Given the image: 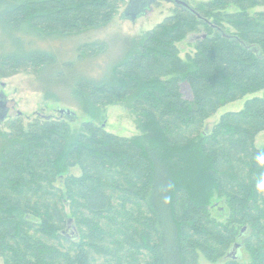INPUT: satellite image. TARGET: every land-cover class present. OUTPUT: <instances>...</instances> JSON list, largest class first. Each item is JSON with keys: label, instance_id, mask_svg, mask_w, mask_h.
Wrapping results in <instances>:
<instances>
[{"label": "trees", "instance_id": "16d2710c", "mask_svg": "<svg viewBox=\"0 0 264 264\" xmlns=\"http://www.w3.org/2000/svg\"><path fill=\"white\" fill-rule=\"evenodd\" d=\"M124 2L0 0L1 78L30 72L63 82L76 104L93 110L128 102L139 122L162 134L153 143L91 121L70 133L74 112L6 121L0 258L4 264H200L202 254L212 264H264V193L255 188L264 178L257 160L264 145L255 146L264 131V58L176 8L129 41L108 75L69 80L74 62L62 60L51 41L107 23ZM256 7L264 0H210L195 8L264 54V9L251 12ZM198 33L193 52L182 57L179 44ZM98 49L87 45L77 57H95ZM247 95L240 110L205 128L220 107ZM213 197L223 201L224 219L212 214ZM235 243L248 261L226 256Z\"/></svg>", "mask_w": 264, "mask_h": 264}, {"label": "rangeland", "instance_id": "374dc122", "mask_svg": "<svg viewBox=\"0 0 264 264\" xmlns=\"http://www.w3.org/2000/svg\"><path fill=\"white\" fill-rule=\"evenodd\" d=\"M188 1L193 7H198L200 3L210 0ZM137 2L139 0H125L114 12L111 20L105 24L86 32L71 35L68 38L54 37L51 46L58 49L60 58L74 62L66 71L69 80L75 79L78 75L90 77L95 75L102 79L109 74L110 64L118 62L124 57L129 47V41H133L134 38L154 28L166 16L173 15L176 9L171 0H151L143 12L134 15L133 9ZM146 2L147 0H141V7ZM263 9L264 7H256L251 12ZM198 35L200 33L197 34V37ZM197 37L195 35L191 36L179 44L182 57L188 52H193V42ZM91 44L97 47L102 46V49H98L95 57L85 55L78 58L77 53L82 52V50L85 51V47ZM63 79L65 78L63 77ZM44 88L49 90L44 92ZM181 89L186 97L191 98V92L187 84H182ZM0 93L9 102L7 118L0 122V142L4 140V133L7 132L6 121L21 117L23 123L27 124L28 121L38 115L58 118L60 117L59 109L74 112V120L69 123L70 133H77L82 122L91 121L100 126L103 125L105 130L119 136L135 139L143 138L153 143L162 142V134L158 128L153 124L139 122L136 113L130 109V103L111 104L97 110L82 107L75 103L74 96L63 82H52L51 79L47 78L39 80V76L30 72H20L7 78L0 77ZM252 95H247L242 99L220 107L205 121V128L210 130L223 113L240 110L245 100L252 97ZM263 145L264 131L255 138V146L261 147ZM70 172L77 174L78 170L72 168ZM192 190L196 195L198 191ZM210 203L212 214L218 219H224L226 208L223 201L213 197ZM240 252V260L243 262L248 261V255L244 251ZM199 262L200 264H212L202 254L199 255ZM0 264H4L1 258Z\"/></svg>", "mask_w": 264, "mask_h": 264}, {"label": "water", "instance_id": "95a60500", "mask_svg": "<svg viewBox=\"0 0 264 264\" xmlns=\"http://www.w3.org/2000/svg\"><path fill=\"white\" fill-rule=\"evenodd\" d=\"M151 0H147V2L143 5V7H141V0H139V2L136 3V7L133 11V14L137 15L138 13H141L145 10V8L148 6L149 2ZM172 3L174 4V6L176 8H179L180 10L183 11H187L195 16L198 17V19L202 20L203 22L209 24L211 27L214 28L215 31H217L220 35H222L223 37L235 40L237 42H239L243 47L248 48L249 50L253 51L256 56L264 58V54L261 53L260 48L257 44H253V43H248L247 41L242 40L240 37H238L237 35H234L232 33H229L227 30H225V28L217 26L215 24H212V22L204 17H202L197 10L195 9V7H193L188 0H171ZM201 36H205L204 34ZM8 111H9V102L7 100V98L3 95L0 94V122H2L3 120H5V118H7L8 115ZM60 113L66 112V113H70V110H65V109H59ZM74 230V228H73ZM244 230V228L242 229ZM239 244L235 243L233 245V249H231L228 253H227V257L231 258V259H240L241 258V252L238 251L239 248Z\"/></svg>", "mask_w": 264, "mask_h": 264}, {"label": "clouds", "instance_id": "9594fccd", "mask_svg": "<svg viewBox=\"0 0 264 264\" xmlns=\"http://www.w3.org/2000/svg\"><path fill=\"white\" fill-rule=\"evenodd\" d=\"M259 163L264 164V153H261L257 156ZM256 191L259 193H264V178L260 179L255 185Z\"/></svg>", "mask_w": 264, "mask_h": 264}, {"label": "flooded vegetation", "instance_id": "af4514ba", "mask_svg": "<svg viewBox=\"0 0 264 264\" xmlns=\"http://www.w3.org/2000/svg\"><path fill=\"white\" fill-rule=\"evenodd\" d=\"M135 7H136V5H135ZM134 9H135V8H134ZM134 9H133V10H134ZM195 36L197 37V35H195ZM0 94H1V93H0Z\"/></svg>", "mask_w": 264, "mask_h": 264}, {"label": "bare ground", "instance_id": "6f19581e", "mask_svg": "<svg viewBox=\"0 0 264 264\" xmlns=\"http://www.w3.org/2000/svg\"><path fill=\"white\" fill-rule=\"evenodd\" d=\"M239 250V249H238ZM229 252V251H228Z\"/></svg>", "mask_w": 264, "mask_h": 264}]
</instances>
